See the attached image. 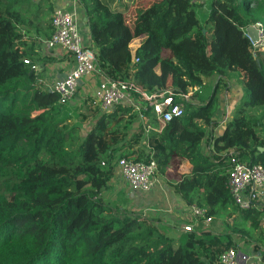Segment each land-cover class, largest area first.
I'll use <instances>...</instances> for the list:
<instances>
[{"label": "trees", "instance_id": "trees-1", "mask_svg": "<svg viewBox=\"0 0 264 264\" xmlns=\"http://www.w3.org/2000/svg\"><path fill=\"white\" fill-rule=\"evenodd\" d=\"M49 1L0 0V264H217L251 241L264 260V209L235 204L224 154L236 147L244 161L264 167V52L255 55L244 33L264 26V0H211L205 16L198 11L205 5L191 0H158L133 25L101 0H79L104 76L147 93L171 91L175 103L197 88L184 115L161 131L151 109L146 125L133 130L139 115L121 104L110 115L97 108L85 137L71 103L63 106L39 87L37 65L44 69L51 59L23 34L50 16ZM143 37L132 53L131 43ZM231 76L243 91L232 105L223 97ZM228 108L226 132L215 136ZM258 110L262 117L252 116ZM123 158L156 161L161 175L188 161L191 172L180 175L176 194L207 209L210 225L223 220L225 230L216 234L201 224L171 237L142 214L113 211L102 193Z\"/></svg>", "mask_w": 264, "mask_h": 264}, {"label": "built area", "instance_id": "built-area-1", "mask_svg": "<svg viewBox=\"0 0 264 264\" xmlns=\"http://www.w3.org/2000/svg\"><path fill=\"white\" fill-rule=\"evenodd\" d=\"M193 3L206 5L211 0H191ZM74 10L66 9L63 6L55 7L51 16L52 36L42 40V43L49 49H61L72 55L75 59V67L64 79L56 81L51 91L59 96L61 105H69L77 96L81 81L92 75L100 76V84L94 94L96 104L103 114L110 115L115 109L126 104L134 109V112L144 117L149 109L156 115L160 127L155 129L161 131L164 126L176 118L182 117L185 111L184 102L190 101L194 91L187 95H177L182 102L175 103V95L171 91L163 93H147L133 82L113 80L104 76L96 66V54L93 49L86 45L84 36L78 24L79 0H72ZM258 32V39L254 41L247 29L245 35L249 38L253 51L264 52V26L261 23L252 25ZM139 59L136 58L135 62ZM30 64L28 60L25 61ZM36 70L37 67L33 66ZM227 109L222 124H226L231 117ZM150 130L151 127L148 126ZM228 157V188L235 204L241 209L248 211L253 207L264 209V167L252 165L242 159L238 148L233 147L224 153ZM117 171L123 181L133 191L139 193H150L161 185L159 181L158 165L156 161L135 162L126 158L119 159ZM189 212L190 225L185 226V232H192L201 223L210 224L213 219L208 216L207 209L191 205L187 207ZM192 223V224H191ZM251 258L236 249L224 252L217 264H240L247 263Z\"/></svg>", "mask_w": 264, "mask_h": 264}, {"label": "crops", "instance_id": "crops-1", "mask_svg": "<svg viewBox=\"0 0 264 264\" xmlns=\"http://www.w3.org/2000/svg\"><path fill=\"white\" fill-rule=\"evenodd\" d=\"M101 1L103 4L108 6L111 11L122 12V13H124V15L126 17H128L130 12L133 13V11L136 9H137V13H138V10L144 11L149 6H151L153 3L157 2L158 0H101ZM142 2H143V4H140ZM145 2H150V3L145 6ZM46 5H51L53 7V10L50 13V16L47 19H43L41 21L42 23L39 24L37 27L24 28L23 34H24L25 40H27L29 42V44L33 43V46L35 47L36 51L38 49H40V52L43 55L50 57L51 61H48L46 63L44 69L40 68L41 65L40 66H39V64L37 65V63H36V65L39 68V70L37 72V75L40 78L39 87L43 86L44 88L51 90L52 85L56 81L64 79L66 77V75L75 67L76 63H75V59L72 55L68 54L67 52H65L64 50H61V49H49L42 43V40L49 39V37L51 36V34L53 32L52 27H51V16H52V13L54 11V8L59 7V6H63L66 9H71V11H72V10H74V5L72 3V0H50L48 3L44 4V6H46ZM204 8L205 7H203V8L199 7L198 8V11L200 12V14L202 16L203 15L205 16L208 13V12L204 11ZM77 9L79 10L78 11V24H79V27L81 29L82 35L84 36L86 45L89 46L91 41H90V33H89V27L87 24V19L85 18L84 11L82 10V7L80 4L78 5ZM137 13H136V15H137ZM129 16H131V15H129ZM129 21L130 20L127 19V22L130 25ZM144 39H145L144 37L139 38V39L134 40L131 43L130 49H131L132 53H135V51L141 46ZM217 80L218 79L215 78L214 83H212V89H214V87L216 86ZM99 84H100V76L99 75H92V76L83 78L81 81L79 92H78L76 97L77 98L80 97V98L85 99L86 95L90 91L93 92L92 96H94V94L96 93V91L98 89ZM232 84H233V82H231L230 89H235L234 87H232ZM235 86L237 88L240 87L237 84H235ZM240 92L243 95L242 89L240 90ZM230 95L231 96H229V99L233 98L232 93H230ZM227 96H225V98ZM223 97H224V95H223ZM236 101L238 102V100H236ZM236 101L234 102V98H233L232 104L237 103ZM71 104H72V102H71ZM227 104H228V101H227ZM222 105H221V108H222ZM219 119H220V117H219ZM147 122H148V118L145 115H144V117L139 115L137 125L140 123H143L144 125H146ZM225 132H226V125L222 124V121L218 122V127L214 129V135L215 136H222L225 134ZM182 165H184L186 167L185 171H184L185 173H183V174H189L191 172V168H192L191 164L188 161H184L182 163ZM158 177H159V181H160L161 185L159 187H156V189L153 190L152 192L145 193L144 195L155 194L157 199H160L161 195L158 194V192H160L161 194H162V192H165V188H164L165 185H164V182L162 181L161 176L158 175ZM173 195L175 196L176 201L173 198L171 201V199L169 197H167L166 203L163 206V208L166 210L168 215H173L172 218H174V219L184 218V220L186 222L189 221V217H188L189 212L187 210L188 205L185 203V201H183V199L179 195L176 194L175 190L173 192ZM177 210L182 211V214L180 215V212H176ZM219 221L220 220H218V222H215L214 224H212L211 229H209L212 233H216V234L219 233L220 234L223 232L221 230V225H220L221 223H223V220H221V223H219ZM251 242L252 243L247 242V244L243 243L242 244V251H240L244 254H247L251 258L246 264H264L262 253L256 252L255 243L253 241H251ZM261 251H263V250H261ZM240 264H245V263H240Z\"/></svg>", "mask_w": 264, "mask_h": 264}, {"label": "rangeland", "instance_id": "rangeland-1", "mask_svg": "<svg viewBox=\"0 0 264 264\" xmlns=\"http://www.w3.org/2000/svg\"><path fill=\"white\" fill-rule=\"evenodd\" d=\"M150 2H145V6L149 4ZM140 4H143L140 3ZM210 2H208L204 8V11L208 12V6ZM140 10H138L139 13ZM203 11V10H202ZM137 9L133 11V13L130 12L129 16L126 17V19H129L130 25H133L136 15ZM137 13V14H138ZM136 42V41H135ZM231 82H233L232 87L235 89H231L229 91H224V97L225 96H231L230 93H232L234 102L236 100H239L242 93L240 92L241 87L235 86V80L234 76H231ZM238 89V90H237ZM205 95H211L213 92V89L211 86L206 87L203 90ZM93 92H89L86 95V98H80L76 97L73 101L71 106L74 110V119L75 121L82 125V136H86V134L89 132V130L95 125L97 116L94 114L96 113V110L98 108L96 104L95 96H92ZM235 96V97H234ZM93 102V103H92ZM230 105L232 104V98L229 99ZM223 112V109L221 108L220 114ZM101 113V112H100ZM263 112L262 110H258L252 113V116L254 117H262ZM231 116V115H230ZM137 128V124L134 126L135 130ZM227 129V128H226ZM248 136H251L254 141L258 142L262 138V134L260 133H247ZM210 144L206 143V152L209 153L211 147H209ZM185 166L180 165L175 168H171L167 175H161L162 181L165 185V192H158L160 194V199H157L155 194H149L144 195L143 193H139L136 191H133L128 185L125 184L123 181L120 173L118 171L115 172V176L108 184V188L105 189L102 193V196L106 200V202L111 206L113 211H116L117 209H122L123 211H126L128 214L137 215L142 214V217L145 219H149L153 224L159 227V229L166 233L168 236L171 237H177L180 233V231H183L185 226L190 225L189 221H185L184 218H172L173 215H168L166 210L163 208V206L166 203V198L169 197L172 201V198L175 199V196L173 195L174 192V185L178 181L180 175L185 173ZM86 183L81 180L80 181V187H84ZM168 194V195H167ZM117 212V211H116ZM176 212H180V215L182 214V211L177 210ZM158 217L160 219L158 220ZM180 217V216H179ZM221 223V220L219 221ZM224 223V224H223ZM221 223V230H225V222ZM192 224V223H191ZM204 227L211 229L212 224L206 225L204 223H201ZM200 224V225H201ZM199 225V226H200ZM198 226V227H199ZM197 228V227H196ZM195 228V229H196ZM242 249V246L240 247Z\"/></svg>", "mask_w": 264, "mask_h": 264}, {"label": "water", "instance_id": "water-1", "mask_svg": "<svg viewBox=\"0 0 264 264\" xmlns=\"http://www.w3.org/2000/svg\"><path fill=\"white\" fill-rule=\"evenodd\" d=\"M40 1H42V0H37L36 2L39 3ZM247 33L249 34V36L254 41H256L258 39V32H257V29H255L254 27L251 26V27L247 28ZM260 150L263 152L264 148H260Z\"/></svg>", "mask_w": 264, "mask_h": 264}]
</instances>
